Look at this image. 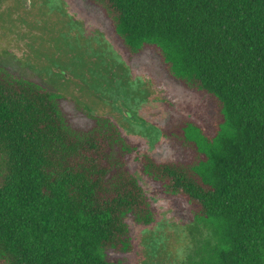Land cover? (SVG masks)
I'll use <instances>...</instances> for the list:
<instances>
[{
	"label": "trees",
	"instance_id": "obj_1",
	"mask_svg": "<svg viewBox=\"0 0 264 264\" xmlns=\"http://www.w3.org/2000/svg\"><path fill=\"white\" fill-rule=\"evenodd\" d=\"M81 2L129 58L153 55L201 100L155 128L152 151L175 152L158 160L112 117L72 101L76 123L65 97L0 63V264H126L131 226L160 223L133 157L194 210L184 264H264V0Z\"/></svg>",
	"mask_w": 264,
	"mask_h": 264
},
{
	"label": "rangeland",
	"instance_id": "obj_2",
	"mask_svg": "<svg viewBox=\"0 0 264 264\" xmlns=\"http://www.w3.org/2000/svg\"><path fill=\"white\" fill-rule=\"evenodd\" d=\"M66 1L68 13L63 4L51 7L44 0H0V63L65 97L64 108L76 123L83 120L72 101L112 117L141 153L173 160L170 143L158 141L152 151L155 128L167 126L169 112L196 106L201 97L170 82L153 55L129 58L100 17L86 14L81 0ZM131 169L142 177L160 223L147 234L132 225L136 250L116 257L126 264H184L193 208L146 180L135 157Z\"/></svg>",
	"mask_w": 264,
	"mask_h": 264
}]
</instances>
